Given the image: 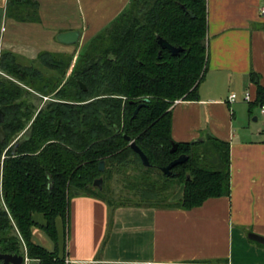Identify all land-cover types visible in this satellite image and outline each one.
Listing matches in <instances>:
<instances>
[{
  "label": "trees",
  "instance_id": "1",
  "mask_svg": "<svg viewBox=\"0 0 264 264\" xmlns=\"http://www.w3.org/2000/svg\"><path fill=\"white\" fill-rule=\"evenodd\" d=\"M39 7L37 0H8L7 17L38 23ZM160 38L183 51L173 56L161 48ZM87 45L62 87L60 80L46 78L32 65L19 64L12 53L1 57L0 72L7 77L0 75L5 114L0 125L5 134L0 141V254H27L37 264H67L66 251L59 247L58 220L67 234L70 200L77 193L105 201L110 213L122 206L191 210L231 194L229 142L211 134L198 142L178 143L172 137L173 106L198 101L207 73V0H131ZM72 56L41 52L35 62L64 76ZM250 80L257 86L251 112L264 107V87L256 73ZM20 84L36 87L44 97L55 93V98L38 109ZM127 137L150 167L143 166ZM201 149L217 154L215 167L205 164ZM182 155L189 158L173 169L176 175L161 172ZM129 168L144 177L140 199L108 200L104 183ZM99 178L104 180L102 191L93 186ZM181 189L182 198L174 201ZM36 230L54 242L53 250L34 241Z\"/></svg>",
  "mask_w": 264,
  "mask_h": 264
},
{
  "label": "crops",
  "instance_id": "2",
  "mask_svg": "<svg viewBox=\"0 0 264 264\" xmlns=\"http://www.w3.org/2000/svg\"><path fill=\"white\" fill-rule=\"evenodd\" d=\"M37 1L40 22L22 23L7 17L8 0H0V60L4 53L19 64L35 62L41 52L73 54L75 46L60 43L58 35L80 31L79 44H87L131 2ZM263 4L207 0L209 61L199 99L179 101L172 109L175 142L211 134L230 143V196L191 210L122 206L110 213L105 201L75 194L67 234L58 220L67 264H264V245L249 239L251 233L264 237V125L254 127L244 118L264 119L260 107L250 112L257 96L252 72L264 87ZM247 93L251 102L244 101ZM235 106H244L241 122ZM181 198L182 192L173 200Z\"/></svg>",
  "mask_w": 264,
  "mask_h": 264
},
{
  "label": "rangeland",
  "instance_id": "3",
  "mask_svg": "<svg viewBox=\"0 0 264 264\" xmlns=\"http://www.w3.org/2000/svg\"><path fill=\"white\" fill-rule=\"evenodd\" d=\"M88 47L87 44H78L75 45V49L73 52V56L71 59V65L70 68L67 71V74L63 76V72H56L52 71L49 69L44 68L41 66L39 63H35L33 61L31 62H25L23 61L22 64L25 65H32L35 70H38L40 73H42L46 78L49 79H55V80H60L61 81V87L67 82V80L73 75L74 69L78 63V60L80 56L85 52L86 48ZM0 75H4L7 77L5 74L0 72ZM23 86L25 89H27L28 93L30 94V100L34 105L38 108L41 109L46 103L49 101H52L55 98V93L52 95H47L48 97H44L41 94L37 93L38 91L36 87L30 86L29 84H20ZM60 87V88H61ZM237 111V116H238V122H241L240 119V112L242 113V109H244V106H235L232 107L233 110ZM244 117V116H243ZM247 122L254 126V127H259L264 125V119H261L260 122H251V119H249V115L247 117ZM264 127V126H263ZM205 149V148H203ZM202 151L200 152L201 154L205 155V164L217 165L219 162L218 156L216 153L212 151ZM153 179H157V177L154 175ZM144 180V177L142 173L134 168H129L125 173L117 175L115 174L111 180H108L106 183H104V195L105 197L113 202H132V201H137L139 200V195H140V190L142 189L141 187L142 182ZM180 192H182V189L179 190L176 194L173 195L172 199H175ZM70 216V214H69ZM69 223L68 222V230H69ZM36 235L34 234V241L48 250H53L54 248V242H52L48 237H46L45 234H43L41 231L36 230L35 231ZM29 264H37V262H30Z\"/></svg>",
  "mask_w": 264,
  "mask_h": 264
},
{
  "label": "water",
  "instance_id": "4",
  "mask_svg": "<svg viewBox=\"0 0 264 264\" xmlns=\"http://www.w3.org/2000/svg\"><path fill=\"white\" fill-rule=\"evenodd\" d=\"M185 11H187V10H185ZM187 12L190 14V16L192 18H194V15L192 12H189V11H187ZM80 36H81L80 31H71V32H67V33H61L60 35H58L57 39L60 43H62L64 45L75 46V45L79 44ZM159 44L163 50H168L173 56H178L183 51L182 48L174 47L173 45H171L169 42H167L166 40H164L162 38L159 39ZM80 86L84 91H86V87L82 83H80ZM143 105H144V103H141L137 106V108L134 112V116H136L138 114L139 110L142 108ZM4 121H5V114L0 109V125L3 124ZM4 139H5V134H4L2 127L0 126V141H4ZM126 139L130 143V147L133 149V151L139 155L143 166L146 168L150 167L151 166L150 162H149L147 156L144 154V152L137 146V144L135 142H133L131 140V138L127 137ZM171 151L173 153H175L177 151V144L176 143H173V147H172ZM188 158L189 157L187 155H182V156L178 157L176 160L171 162L167 167L162 168L161 172L164 175L169 176V177L172 175H176V174H173V169L176 166L185 163L188 160ZM2 168H3V159L0 158V171L2 170ZM104 170H105V162H101L100 166H99V171L102 172ZM103 183H104L103 178H99L94 182L93 186H94V188H97L100 191H102L103 190ZM77 194H79V193H77ZM249 239L264 245V237H262V236L251 233V234H249ZM0 261H2L3 264H24L25 263V256L0 254Z\"/></svg>",
  "mask_w": 264,
  "mask_h": 264
},
{
  "label": "built area",
  "instance_id": "5",
  "mask_svg": "<svg viewBox=\"0 0 264 264\" xmlns=\"http://www.w3.org/2000/svg\"><path fill=\"white\" fill-rule=\"evenodd\" d=\"M260 14L264 17V4L262 5L261 9H260ZM237 100V96L235 94H232L230 97H229V102L230 103H234L235 101ZM244 101L245 102H251L252 101V97L250 95V93H247L245 95V98H244ZM179 102V101H177ZM176 102V103H177ZM175 103V104H176ZM262 112L264 113V107L261 108ZM31 262V260L28 258L27 254H25V263L24 264H29ZM67 263H68V260H67Z\"/></svg>",
  "mask_w": 264,
  "mask_h": 264
},
{
  "label": "flooded vegetation",
  "instance_id": "6",
  "mask_svg": "<svg viewBox=\"0 0 264 264\" xmlns=\"http://www.w3.org/2000/svg\"><path fill=\"white\" fill-rule=\"evenodd\" d=\"M2 159H3V161H4V157H3Z\"/></svg>",
  "mask_w": 264,
  "mask_h": 264
}]
</instances>
